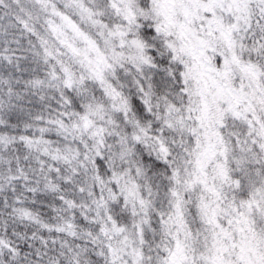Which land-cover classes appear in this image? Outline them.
I'll return each mask as SVG.
<instances>
[{
    "label": "snow or ice",
    "instance_id": "snow-or-ice-1",
    "mask_svg": "<svg viewBox=\"0 0 264 264\" xmlns=\"http://www.w3.org/2000/svg\"><path fill=\"white\" fill-rule=\"evenodd\" d=\"M0 264H264V0H0Z\"/></svg>",
    "mask_w": 264,
    "mask_h": 264
}]
</instances>
